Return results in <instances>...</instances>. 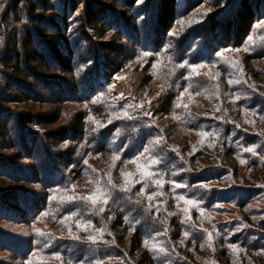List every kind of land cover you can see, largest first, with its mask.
<instances>
[{"label":"trees","instance_id":"obj_1","mask_svg":"<svg viewBox=\"0 0 264 264\" xmlns=\"http://www.w3.org/2000/svg\"><path fill=\"white\" fill-rule=\"evenodd\" d=\"M5 1L0 0V5ZM37 1L44 5L49 3V0ZM259 2L215 0L212 10L204 14L205 19L191 23L190 29L187 30L180 27L179 31L182 32L175 39L174 51L179 52L180 56L175 59L176 67H172L171 76L166 77L163 84L168 87L174 79L185 76L184 84L190 96L180 99L175 109L190 133L195 130H208L211 143L200 144L195 141L191 145V141L185 139V144L178 147L176 138L163 127L164 120L159 119V123L152 115L146 114L151 113V108L126 109L123 110L124 118L120 132L116 131L122 138L120 143H103L101 139L108 135L106 131L101 130L95 135L101 141L96 143V146L86 149L84 146H74L64 154L69 159L70 165L67 168L71 166L68 174L61 171L53 179L44 181L43 184L52 190L49 196H61L64 195L62 192L68 190L76 199L71 203H48L41 199H31L27 205H23L26 209L29 206L27 211L33 214L36 210L47 212L53 223L67 222L71 225V236L80 237L79 240L73 239L69 242L66 247L68 250L48 252L53 258L56 253L59 254L60 259L54 258L55 264H80L81 261L83 264H95L98 260L102 261V264H264V245L247 241L253 233L248 230L241 234L233 233V222L220 218L227 210L222 204H233L243 215V209L250 206L253 200H259L256 199L257 196L264 202V189L259 190L257 194L254 192L259 189V185L264 184V178L259 173L251 178L246 170L239 166V163H242L245 168H261L251 157L253 152L245 151L247 148L254 147V152L264 154V9L260 7ZM17 3L15 0L12 7L16 12ZM33 3L30 1L29 16L42 18L40 14L44 12L39 13ZM200 3L202 1H199ZM5 14V10L0 11L1 20H8ZM170 14H174L175 19L180 17L176 9ZM166 23V20L161 21L159 18L160 32ZM256 27L260 28V33L254 39L252 35ZM202 28L210 33L195 37L193 33ZM36 29L38 34L43 32L42 28ZM166 32L161 40L163 42L167 39ZM9 34L10 48L0 56V81H3L1 77H6L7 80H13L12 83L19 89L25 88L27 84L32 85L27 81L29 76L34 74L38 78L43 77L40 72L45 65L42 64L41 55L36 52V44L30 40L31 34H23L19 39L12 30ZM193 38L202 40L187 52V44L193 41ZM145 39L148 41L145 42ZM141 41L146 45L139 42L137 44L142 45V49L150 54L152 65L154 64L152 70L157 73V64L164 55V49L162 46H149H158L160 35L152 34L150 38L141 36ZM20 48L24 51L21 58ZM17 49L19 55L14 52ZM235 50L239 51L236 53ZM53 53L56 61L65 63L56 50H53ZM188 54L196 60L191 61ZM138 57L145 58L142 54H138ZM171 61L173 63L174 59ZM199 62L216 68L222 73V77L198 82L197 76L201 73L199 70L195 71L194 66L201 65ZM230 79L239 80L240 83L230 85ZM9 83L11 81L6 82L5 86H0V150L12 147L10 121L16 117L11 115L6 104L27 102V99ZM6 91L11 95L3 93ZM236 96L239 99H234ZM203 108L209 110L212 115L202 117L196 113ZM11 109L15 110L12 107ZM125 112L131 118L125 117ZM85 116L87 117V114L84 117L75 116L69 126L74 132L79 131L76 135L83 142L91 136L87 135L82 124ZM19 117L27 122V116L21 114ZM58 120L54 114H41L37 122L51 126ZM159 138L162 139L156 143ZM17 141L23 145L29 143L31 146L36 143L33 136L23 139L18 134L15 139V142ZM41 146L43 147V144ZM145 147L150 149L153 156L162 159V163L153 165L151 170L155 175L151 178L141 175L147 170L145 164L149 153L145 152ZM51 148L52 145L44 150L38 147L30 149L51 157L56 155ZM116 155L120 159L114 161L113 157ZM136 157L139 159L133 162ZM4 159L0 157V169L7 167L8 163ZM41 163L37 164L40 166ZM53 163L51 169L46 168L47 171L56 169ZM113 164L116 166L113 167ZM239 168L242 171H239ZM220 172L227 173L228 176L222 178ZM122 173L132 175L123 176ZM2 175L0 171V189L5 183ZM109 180L112 183H109ZM239 181H259V184L243 185ZM160 182H163L162 188ZM177 184L180 187H176ZM125 187L130 190L122 191ZM141 188L144 192L140 191ZM103 194L108 195L106 204L102 202ZM149 195L152 199H149ZM90 196L98 197L95 205L91 200L85 199ZM101 207L103 212L99 211ZM13 209L16 212L22 211L19 207ZM244 214L247 223L264 226L254 219L251 210ZM34 218L31 217L30 221H34ZM77 220L85 225L90 221L95 229L103 230L102 236L99 231H82L75 223ZM185 232L188 233L187 236L184 235ZM89 234L98 237L96 243L87 240ZM8 246L21 245L17 243V246H13L9 242ZM161 248L164 251H160ZM27 260L30 264H47L41 262L42 260L36 261L34 256H28Z\"/></svg>","mask_w":264,"mask_h":264},{"label":"rangeland","instance_id":"obj_2","mask_svg":"<svg viewBox=\"0 0 264 264\" xmlns=\"http://www.w3.org/2000/svg\"><path fill=\"white\" fill-rule=\"evenodd\" d=\"M16 1H18L17 12L12 8L15 0H6L1 4L3 7H0V11H6L5 15L8 19L0 18V56L10 48L8 43L10 30L18 39L22 38L23 34H31L30 40L36 44V52L41 55L42 64L45 66L41 68L42 78L34 74L29 76L27 81L32 85H25L27 89L22 87L19 89L14 85L15 83H12L13 80H7L6 77H1L3 81H0L1 87L11 81L9 84L12 88L18 90L27 99L25 104H6L11 115L16 117L10 121L12 147L0 150V157L5 158V162L8 163L6 169H0L5 181L0 189V264H30L27 260L28 256H34L36 261L55 264L56 256L50 257L48 252L68 250L66 247L73 241L69 232L71 225L64 221L53 223L47 212L36 210L33 214L27 211L29 206L26 209L23 205H27L28 200L31 199L63 203L64 200L72 197L68 190L62 192L64 195L61 196L56 194L49 196L52 190L43 184L61 171L68 174L71 166L67 168L70 165L69 159L64 155L68 150L74 146H84L86 149L96 146V143L99 144L101 141L107 144L120 143L122 138L116 131L120 132L119 129L123 124V110H132L133 107L147 108V110L151 108L152 117L156 121L161 118L164 120L163 127L176 138L178 147L183 145L185 139L190 140L191 145L195 141L200 144L209 142L208 130L201 129L190 133L175 109L180 99L190 96L184 84L185 76L174 79L168 87L163 83L166 82L164 80L166 77L171 76V69L176 67L175 59L180 56L179 52L174 51L175 39L182 32L179 28L190 29L191 23L205 19L204 14L212 10L215 0H187V2L186 0H49L47 5L37 0ZM30 1L34 2L39 13L44 12L40 14L42 18L35 19L29 16ZM199 1L202 3L199 4ZM258 1L260 7L264 9V0ZM194 3L196 4L193 7ZM175 9L180 15L176 19L174 14H170ZM159 18L167 22L165 26L162 24V32H160ZM37 27L43 29L41 34H38ZM259 29L254 31L252 38L256 39L260 33ZM165 32L167 39L163 42L161 40ZM209 33L202 28L193 35L199 37ZM152 34L160 35L161 42L159 41L158 46L149 47L162 46L164 49V55L157 64V73L152 70L154 64L152 65L150 54L145 55L146 52L142 49V45L145 46L146 43H142L144 41H141V36L150 38ZM201 40L202 38H196L188 43L186 51L196 47ZM147 41L148 39H145V42ZM137 42L142 45L139 46ZM19 50L21 58L24 51L22 48ZM19 50L14 52L19 55ZM53 50L60 54L65 63L55 60ZM238 51L235 50L236 53ZM138 54H142L145 58L139 59ZM9 56L12 58L11 55ZM188 57L191 61L196 60L190 54ZM171 59H174L173 63ZM0 70H2L1 65ZM194 70L200 71L197 81L201 83L204 80L209 81L211 78L216 80L222 77L220 71L206 64L195 66ZM205 73L207 75H204ZM3 93L10 94L8 91ZM6 105L3 106L7 107ZM18 110L22 112L18 113ZM79 112L80 117L87 114L82 124L87 135L91 136L85 142L76 135L78 130L74 132L69 128L74 117H79L77 115ZM196 113L202 117L212 115L206 108ZM21 114L27 116V122L22 121L19 117ZM41 114H54L59 120L56 124L46 126L37 122ZM101 130L106 131L108 136L100 141L95 135ZM205 133L207 135H204ZM17 134L23 139L33 136L36 143L31 146L28 145L29 143L23 145L20 141L15 142ZM39 143L43 144V147ZM51 145V151L56 154L51 157L31 150L32 147L44 150ZM262 145L264 148V140ZM82 154L84 155V152ZM251 157L257 161V165H260L259 170L247 166L245 168L242 163H239V166L245 169L251 178L258 173L264 178V154L254 152ZM52 162L56 169L47 171L51 169ZM37 163H41L40 166ZM241 168L239 171H242ZM220 174L222 178L228 176L227 173L220 172ZM239 182L243 185L259 184V181ZM263 189L264 184H261L254 192L257 194ZM256 199L259 200H253L250 206L242 210L243 215L233 204H222L227 210L220 218L233 222V233L241 234L248 230L253 233L249 236L248 242L264 245V226L252 225L244 218V212L248 213L251 210L254 219L264 225V202L258 196ZM12 207H19L22 211L16 212ZM59 208H61L60 204ZM55 213L57 215V212ZM31 217H35V220L30 221ZM37 230L45 235H39ZM9 242L13 246H17V243L21 246L10 247ZM45 244L48 247H45Z\"/></svg>","mask_w":264,"mask_h":264},{"label":"snow or ice","instance_id":"obj_3","mask_svg":"<svg viewBox=\"0 0 264 264\" xmlns=\"http://www.w3.org/2000/svg\"><path fill=\"white\" fill-rule=\"evenodd\" d=\"M0 7H3V5H0ZM145 55H147V53H145ZM218 55H219V54H218ZM154 67H155V66H154ZM181 67H183V65H181ZM194 67H195V66H194ZM198 75H199V74H198ZM204 75H207V74L205 73ZM228 83H229L230 85L233 84V83L239 84L240 81H239V80H235V81H233V80L230 79V80L228 81ZM249 87H252V86L249 85ZM158 95H159V93H158ZM121 96H122V94H121ZM234 99H239V97L236 96V97H234ZM130 107H131V106H130ZM185 107H186V105H185ZM146 114H147V115H151V113H146ZM125 117H127V118H131V117H128L127 112H125ZM237 127H239V125H237ZM204 135H207V133H205ZM161 139H162V138H159V139L156 141V143H159ZM245 151L253 152V153H254V147L247 148V149H245ZM145 152H148V153H149L148 160H147V162H146V164H145V168H146L147 170L144 171V172H142L141 175H143V176H145V177H148V178H151L152 176L155 175V173H153L152 170H151L152 167H153V165H156V164H160V163H162V159L153 156V155L151 154L150 149L147 148V147H145ZM141 155H143V153H141ZM113 159H114V161H115V160H119L120 157H119L118 155H116V156L113 157ZM138 159H139V157L134 158L133 162H136ZM242 162H243V161H242ZM85 163H87V161H85ZM115 166H116V165L113 164V167H115ZM122 175H123V176H130V175H132V174H131V173H122ZM109 183H112L111 180H109ZM173 183H174V182H173ZM175 186H176V187H180V185H178V184L175 185ZM113 187H115V185H113ZM160 187H161V188L163 187V182H160ZM129 190H130V188H128V187H125V188L122 189V191H129ZM140 191H141V192H144V189L141 188ZM161 194H162V193H161ZM74 199H76V197H69V199H68L67 201H63V203H71L72 200H74ZM85 199H89V200H91V202H92L94 205H95V204L97 203V201H98V197H96V196L86 197ZM149 199H152V196H151V195H149ZM181 199H183V197H181ZM102 202H103L104 204L108 203V195H107V194H103V201H102ZM190 203H191V202H190ZM99 211H100V212H103V211H104L103 207H101V208L99 209ZM75 223H76L77 227H78L79 229H81L82 231H85V232H89V233H91V231L95 230V231H99V232H101V236H102V234H103V230H102V229H95L94 226L91 224L90 221L87 222L86 225L83 224V223H82L81 221H79V220H77ZM69 231H70V233H71V229H69ZM37 232H38L39 235H45L44 233H40L39 230H37ZM184 235L187 236L188 233L185 232ZM209 237H210V234H209ZM72 238H73V239H77V240L80 239V237H79V236H76V235H73ZM87 240H88L89 242H91V243H96L97 240H98V237L89 234V235L87 236ZM44 246H45V247H48L47 244H45ZM145 246H147V241H145ZM233 247H234V246H233ZM159 250H160V251H164V249H162V248L159 249ZM55 255H56L57 259H60V256H59L58 253H56ZM80 264H83V261H81ZM95 264H102V261H99V260H98V261L95 262Z\"/></svg>","mask_w":264,"mask_h":264}]
</instances>
